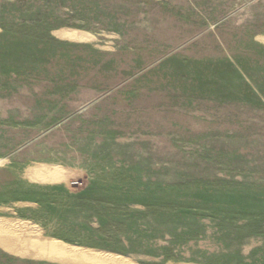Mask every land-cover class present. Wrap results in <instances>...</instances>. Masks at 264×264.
<instances>
[{
  "label": "rangeland",
  "instance_id": "1",
  "mask_svg": "<svg viewBox=\"0 0 264 264\" xmlns=\"http://www.w3.org/2000/svg\"><path fill=\"white\" fill-rule=\"evenodd\" d=\"M0 156L82 172L113 260L45 258L264 264V0H0Z\"/></svg>",
  "mask_w": 264,
  "mask_h": 264
},
{
  "label": "crops",
  "instance_id": "2",
  "mask_svg": "<svg viewBox=\"0 0 264 264\" xmlns=\"http://www.w3.org/2000/svg\"><path fill=\"white\" fill-rule=\"evenodd\" d=\"M6 160L9 165L0 166L1 256L21 259L22 264H67L45 257L64 258L59 250L65 247L101 251L103 243L83 208L88 201L69 187L82 173L75 159L25 164Z\"/></svg>",
  "mask_w": 264,
  "mask_h": 264
},
{
  "label": "bare ground",
  "instance_id": "3",
  "mask_svg": "<svg viewBox=\"0 0 264 264\" xmlns=\"http://www.w3.org/2000/svg\"><path fill=\"white\" fill-rule=\"evenodd\" d=\"M0 226H2V225H0ZM8 226H10V225H8ZM55 251L57 252L58 250H55ZM60 252H62L63 254L66 253V254H69V255H72V256L73 255H80V256L82 255L84 257L87 256V258L90 259V260H100V259H102L103 261H105L106 259H108L107 256H104V255H101V254H92V253H88V252H82V251L76 250L74 248H69V247H65L64 249L63 248L60 249L59 253ZM109 260L111 261L113 259L111 258V259H108V261Z\"/></svg>",
  "mask_w": 264,
  "mask_h": 264
},
{
  "label": "built area",
  "instance_id": "4",
  "mask_svg": "<svg viewBox=\"0 0 264 264\" xmlns=\"http://www.w3.org/2000/svg\"><path fill=\"white\" fill-rule=\"evenodd\" d=\"M73 185H78V184L76 182H74Z\"/></svg>",
  "mask_w": 264,
  "mask_h": 264
}]
</instances>
